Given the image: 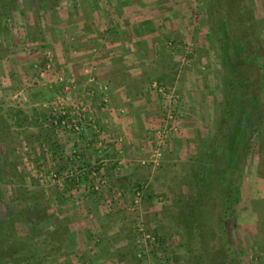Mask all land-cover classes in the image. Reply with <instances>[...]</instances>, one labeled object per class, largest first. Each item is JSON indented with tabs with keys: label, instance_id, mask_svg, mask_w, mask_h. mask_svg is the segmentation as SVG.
<instances>
[{
	"label": "rangeland",
	"instance_id": "rangeland-1",
	"mask_svg": "<svg viewBox=\"0 0 264 264\" xmlns=\"http://www.w3.org/2000/svg\"><path fill=\"white\" fill-rule=\"evenodd\" d=\"M5 1L0 9H5ZM12 1L7 28L0 34V264H194L181 203L206 166L228 63L216 38L211 0ZM154 2L165 4L167 20L178 21L177 27L166 28L167 20L161 18L159 56L169 53L176 71L181 70V82L192 71L200 83L191 96L188 84L177 91L159 80L150 83L161 96L164 118L153 129L147 157L140 161L147 173L127 188L108 190V176L97 170L95 157L89 159L87 171L56 166L82 162L76 139L88 132L101 137L93 147L103 163L110 162L105 156L109 145L123 140L121 134L103 129L89 107L97 99L107 108L109 87L99 79L95 62L89 63L84 49L78 50L77 41L85 36L77 28L98 23L97 28L103 26V32L112 35L117 21L129 15L140 20V33L153 32L148 26L154 14L133 9ZM252 3L259 24L255 46L263 87L254 104L251 99L244 102V110L254 107L256 116L245 122L258 123L259 118L264 122V0ZM125 5L130 6L127 12L118 10ZM154 30L160 31L158 25ZM47 52L52 56L49 68ZM100 54L98 46L87 53L89 60ZM80 58L84 61L77 72L72 64ZM148 68L152 71L153 66ZM192 100L202 103V116L193 125L199 134L191 146L196 150L185 156L188 144L174 138H181L182 111ZM69 136L71 145L63 148ZM261 136L258 144L254 139L244 150L235 213L226 225L225 264H231V258L236 264H264V126ZM171 140L182 148L164 163V149L173 148ZM56 146L59 155L54 159L50 154ZM115 163L113 174L119 175ZM215 230L221 233L222 228L215 223Z\"/></svg>",
	"mask_w": 264,
	"mask_h": 264
},
{
	"label": "crops",
	"instance_id": "crops-1",
	"mask_svg": "<svg viewBox=\"0 0 264 264\" xmlns=\"http://www.w3.org/2000/svg\"><path fill=\"white\" fill-rule=\"evenodd\" d=\"M148 5L143 7L138 5L133 11H144L145 9L149 14H154L148 26L153 32L143 31L140 33L138 31V24H141L140 20H136L135 17L132 18L129 15H127L125 21H117L118 26L115 28L117 33H112V35H110L109 31L107 32L109 35H106L101 29L103 26L97 28L98 23H90L84 27L81 25L80 28H77L78 32L85 36L82 38L83 40L79 39L77 41L80 47L78 50L84 49L88 62H95L94 65L96 66L99 79L107 81L109 87L108 107L102 108L97 99L89 102V107L96 114L97 122L103 129L110 130L114 134H121L123 140L109 145L110 148L105 153V156L110 162L103 163L101 155L93 147L95 140L101 137H99V134L88 132L76 139V145H79L83 150L80 157V159L82 158V162L77 164V162L71 163L66 161L67 163H58L56 166L57 168H60V166L62 168L75 167L76 169L80 168L79 171H87L92 163L89 159L95 157L94 162L98 164L97 170L108 176V190L115 187L127 188L129 183L133 184L140 181L147 173L148 167L142 165L140 161L147 157V150L152 141L153 129L159 126L164 118V109L162 104H160L161 96L155 90H152L150 83L154 80H159L167 86L176 88L177 91H180L184 85L188 84L190 96L193 94L191 89L194 88V85L200 83L195 80L197 75L193 74L192 71H188L187 75L189 77L186 81L181 82V70L179 69L180 72L176 71V66L170 61L172 57H168L169 53L163 51L161 52V56H159L160 52L157 50L160 51L161 47L159 46L160 48H158L157 45H161L163 40L160 33V24L162 22L161 18H166L167 16L165 15L167 7L164 3L157 2ZM120 7L121 9L118 7V10L125 9L126 11H123L127 12L130 6L125 5ZM170 8L172 9L171 12L175 9L173 7ZM156 19H158V22L154 25ZM134 20L137 21L135 25ZM177 22V19L173 21L167 20L164 22V27L171 28L170 25H173L175 28L177 27ZM92 25L93 27H88ZM157 25L160 30L159 32L154 30L157 28ZM95 30H99L102 33L99 34ZM97 46L101 52V56L98 55L95 58L93 57L94 59L89 60L92 57H89L87 53ZM154 49L157 52H154ZM83 61L84 59L80 58L75 59L73 62L74 64L72 65L76 66L77 72H80ZM151 66H153L152 71L148 68ZM202 106L201 102H194L193 100L184 106V111L182 112L185 116L182 126H187L180 127V131L183 132L178 135L181 136L180 139L173 137L177 142L179 140L182 141V145L185 142L188 144L190 152H186L185 156L192 155L196 150V147L193 148L191 146L194 145L192 143L194 138H197L199 135L197 129L194 130V126L201 120ZM72 138L73 136H69L68 140L65 139L66 144H62V147L65 148L66 145L70 146ZM170 144H172V140L171 142L168 141V145ZM172 145L173 148L167 147L164 149V163H168L172 159L171 156H175L178 146L182 148L181 144ZM88 147L92 151L94 150L92 155L89 154L91 151L86 150ZM59 148L60 146L52 148L50 154L52 158L55 159L59 155ZM168 151L174 152L169 153ZM115 162L120 165L119 175L113 174V164L116 166ZM53 166H55L54 162ZM103 195L105 194L103 193ZM102 200L103 196L97 201L100 202Z\"/></svg>",
	"mask_w": 264,
	"mask_h": 264
},
{
	"label": "trees",
	"instance_id": "trees-1",
	"mask_svg": "<svg viewBox=\"0 0 264 264\" xmlns=\"http://www.w3.org/2000/svg\"><path fill=\"white\" fill-rule=\"evenodd\" d=\"M12 4L6 0L5 9H0V34L7 28ZM211 7L216 38L228 63L224 100L219 105L216 134L209 140L206 166L199 179L188 186L190 190L181 203L186 208L181 219L189 236L187 242L194 244V264H225L229 245L226 225L232 223L235 213L244 150L254 139L257 144L263 139L264 126L261 118L258 123L250 122L256 116L254 107L251 112L244 110V102L251 99L254 104L263 87L255 46L259 24L252 0H211ZM215 223L221 226V233L215 230ZM10 247L14 249L15 244ZM229 262L236 264L234 258Z\"/></svg>",
	"mask_w": 264,
	"mask_h": 264
},
{
	"label": "built area",
	"instance_id": "built-area-1",
	"mask_svg": "<svg viewBox=\"0 0 264 264\" xmlns=\"http://www.w3.org/2000/svg\"><path fill=\"white\" fill-rule=\"evenodd\" d=\"M51 57H52L51 56V52H47L46 53V60H47L46 61V66H47V68H49V66H50ZM147 237L150 238L148 235H147Z\"/></svg>",
	"mask_w": 264,
	"mask_h": 264
}]
</instances>
